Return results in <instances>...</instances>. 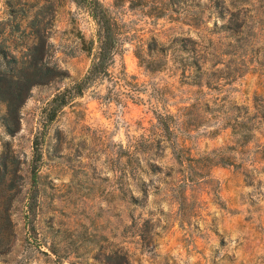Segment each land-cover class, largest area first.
<instances>
[{
	"label": "rangeland",
	"instance_id": "374dc122",
	"mask_svg": "<svg viewBox=\"0 0 264 264\" xmlns=\"http://www.w3.org/2000/svg\"><path fill=\"white\" fill-rule=\"evenodd\" d=\"M100 1L116 63L47 125L96 26L72 0H0V74L66 73L14 134L0 99V264H264V0Z\"/></svg>",
	"mask_w": 264,
	"mask_h": 264
},
{
	"label": "trees",
	"instance_id": "16d2710c",
	"mask_svg": "<svg viewBox=\"0 0 264 264\" xmlns=\"http://www.w3.org/2000/svg\"><path fill=\"white\" fill-rule=\"evenodd\" d=\"M76 6L85 11L92 18L96 28L93 38L89 41L84 40L83 50L92 56L91 67L87 74L75 81L64 91L57 93L49 104L45 112V124L53 123L59 113L66 107L72 99L80 97L97 81L110 75V68L116 63V56L119 55L123 41L127 37L124 26L112 15V10L105 6L100 0H72ZM122 3L130 2L129 9L141 7L146 9L155 5L150 16L156 19H163L170 12L176 13L172 8L171 0H117ZM137 1V2H136ZM119 2V3H120ZM190 7V6H188ZM153 39V38H152ZM32 70L20 75V80L15 81L6 73L0 74V99L6 104L5 120L7 130L14 134L19 130L20 110L26 99L29 97L32 87L50 83L51 81L62 78L66 73L53 70L47 66L36 68L35 63L30 64ZM170 116L158 117V124L161 130L167 135L170 134L168 120ZM32 179L36 182L37 169L32 170ZM187 182V180H186Z\"/></svg>",
	"mask_w": 264,
	"mask_h": 264
}]
</instances>
